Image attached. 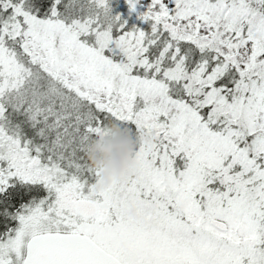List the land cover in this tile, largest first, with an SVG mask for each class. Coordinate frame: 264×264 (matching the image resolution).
<instances>
[{"label": "snow or ice", "instance_id": "6c2138e0", "mask_svg": "<svg viewBox=\"0 0 264 264\" xmlns=\"http://www.w3.org/2000/svg\"><path fill=\"white\" fill-rule=\"evenodd\" d=\"M0 264H264V0H0Z\"/></svg>", "mask_w": 264, "mask_h": 264}, {"label": "clouds", "instance_id": "9594fccd", "mask_svg": "<svg viewBox=\"0 0 264 264\" xmlns=\"http://www.w3.org/2000/svg\"><path fill=\"white\" fill-rule=\"evenodd\" d=\"M137 140L119 124L110 125V135L97 137L87 149L89 163L100 170L98 190L105 189L112 182L127 176L134 166L133 154ZM129 218L135 219V212L128 210Z\"/></svg>", "mask_w": 264, "mask_h": 264}]
</instances>
